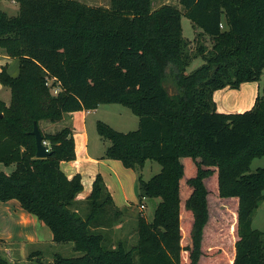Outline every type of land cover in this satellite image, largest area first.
I'll return each instance as SVG.
<instances>
[{"label":"trees","instance_id":"16d2710c","mask_svg":"<svg viewBox=\"0 0 264 264\" xmlns=\"http://www.w3.org/2000/svg\"><path fill=\"white\" fill-rule=\"evenodd\" d=\"M13 1L16 16L0 11V49L18 66L16 76L0 71L11 95L9 105L0 101V164L14 166L0 171V202L17 201L50 230L53 243L71 245L75 256L54 254L52 263L264 264V231L252 228L264 202V169L250 171L251 162L264 157V85L242 113H219L213 101L217 90L260 81L264 0H179L184 13L167 4L153 10V0H110L108 8L76 0ZM182 15L200 30L197 37L211 40L209 50L188 51ZM197 57L203 64L186 74ZM108 104L129 109L138 128L120 133L97 122V133L109 141L104 158L132 170L147 161L160 166L146 181L137 177L139 206L145 198L160 201L151 221L138 216L131 248L120 241L106 245L104 231L122 211L101 175L80 213L82 176L61 169L76 159L71 128L44 133L39 127ZM34 123L49 150L42 159L35 157ZM213 202L219 225L232 213V234L216 232L206 247ZM4 244L0 239V264H9Z\"/></svg>","mask_w":264,"mask_h":264},{"label":"crops","instance_id":"0c3cea01","mask_svg":"<svg viewBox=\"0 0 264 264\" xmlns=\"http://www.w3.org/2000/svg\"><path fill=\"white\" fill-rule=\"evenodd\" d=\"M0 58L4 60V64L10 69L12 59L7 57L1 49ZM5 65L0 63V67ZM9 73L11 76H16L18 74V66L16 70L10 69ZM6 89L9 91L8 88ZM261 89L262 84L259 81L243 83L235 90L229 88L217 90L213 94L216 111L219 113H242L248 111L252 108L255 98L261 92ZM3 102L6 105L10 103V101ZM93 111L96 112L97 109ZM88 112L81 111L66 114L61 121L56 123L42 121L39 123V127L44 133H55L65 127H69L73 131L76 159L72 162L61 163V169L68 177H72L77 173L82 176L83 192L77 196L79 203H82L81 201L88 196L92 181L99 174L112 198L114 206L122 212L128 211L134 208V204L136 203L135 193L138 173L136 170L123 167L118 160L104 158L107 148L105 143H103L102 148H99L98 151H93L90 148L89 134L85 124V114ZM143 206L145 208V205ZM123 224L125 222H120V224H116L104 232L110 237L115 233L120 238H124L125 235L119 232V229L123 228ZM0 239L5 242L1 250L3 254H6L9 264L14 260L18 262L28 261V256L32 252H28L31 250V247L27 251L28 247H25L26 243L33 246H42L35 247L36 250H34V252L37 251L40 254L44 252V246H50L48 248L51 249L53 254L50 258L45 255L47 259L46 263H52L53 255H62L63 250L69 249V253L73 254L70 244L57 245L53 243L50 230L41 224L35 216L21 209L19 203L15 200L0 202Z\"/></svg>","mask_w":264,"mask_h":264},{"label":"rangeland","instance_id":"374dc122","mask_svg":"<svg viewBox=\"0 0 264 264\" xmlns=\"http://www.w3.org/2000/svg\"><path fill=\"white\" fill-rule=\"evenodd\" d=\"M79 1L85 5L93 6V7H102V8H108L110 6V0H76ZM167 4L171 6H176L177 9L184 13L183 8L179 4V0H153L152 2V9H158L162 5ZM0 11L5 12L8 16H16L18 14V4L13 2L12 0H0ZM181 27H182V36L188 43V51L191 54H196L197 47L199 45H203L205 50H209L212 46V42L208 37H197V35L200 34V30L193 26V24L190 22V20L185 17L184 15L181 16ZM0 63H3L5 65L4 60L0 58ZM203 64V60L200 57H197L192 60L189 67L186 69V74L191 73L198 67H200ZM2 68H6L7 73L10 75L9 70H16L17 69V61L12 59V64L9 67L2 66L0 67V71ZM260 82L262 86L264 85V69L262 71ZM166 88L169 92L172 93L173 88L166 84ZM58 90L56 88H53L52 91L55 93V91ZM7 92V93H6ZM0 100L2 101H10L11 95H9V91L0 84ZM97 111L94 112L93 110H89L87 114H85V124L87 127V131L89 134V146L92 148L93 151H98L99 148H102L103 143L106 144V147L109 146V141L101 138L99 134L97 133L96 129V123L102 122L109 127H111L113 130L120 132V133H128L135 131L138 128V118L134 116L129 109L126 107H123L118 104H108V105H99L97 108ZM263 168L264 169V157L256 158L251 162L250 165V171L253 172L256 169ZM14 169V166L4 167L0 164V171L10 173ZM160 171V166L153 161H147L142 169L136 170L138 175H141L143 180L150 179L153 175L157 174ZM208 183V182H207ZM206 183V185H207ZM208 186V185H207ZM209 189L212 191V194L210 195L213 201H217L215 198V191H214V183L211 185L209 184ZM136 197L134 204V208L129 209L128 211H123L121 214L122 216L117 219L118 222L115 220V223H112V226H115L116 224H120V222H125L123 224V228L121 227L119 229V232L121 234H124V238H120V236H117L115 233L110 236H108L109 239H107L106 245L112 246L113 244L116 245L119 241L122 242L126 248H131L136 244L137 241V228H136V222L139 215H142L147 221H151L154 215V211L156 209L157 204L159 203V199H149L145 198L141 201V204L145 205L144 209L139 210V199H138V190L136 187ZM218 203H211V220L209 221V224L207 225V229L204 236V245L207 247V245H211L214 240V233L219 232V237H223V235H231L232 234V213L229 212V214L226 216L227 221L223 224L219 225V222L216 220V212ZM78 208L80 210V213L83 215V213L87 209V203L82 202L79 203ZM227 208H229L227 206ZM253 223L252 228L254 230L264 231V202H262L258 209L255 211L252 217ZM109 231V230H108ZM10 247H13L9 245ZM25 247L27 248V251L29 250V247H31L30 251L28 252H34L35 247H42L38 245H29V243L25 244ZM45 250L40 254V257H30L27 262H18L17 260H14L10 262V264H40L46 263L45 255H47L49 258L52 257V251L48 247L50 246H44ZM59 247V246H58ZM27 252V253H28ZM62 255L65 257H72L75 256V253H69V249L63 250ZM29 255V254H28ZM6 257V254H4ZM29 257V256H28ZM7 259V258H6ZM10 259V258H9ZM15 259V258H14ZM14 262V263H13ZM209 262V261H207Z\"/></svg>","mask_w":264,"mask_h":264},{"label":"water","instance_id":"95a60500","mask_svg":"<svg viewBox=\"0 0 264 264\" xmlns=\"http://www.w3.org/2000/svg\"><path fill=\"white\" fill-rule=\"evenodd\" d=\"M32 134L35 137V144H36L35 157L39 159L45 158L49 154L48 146L44 144L43 137L41 136L36 123H34ZM47 264H53V263H47Z\"/></svg>","mask_w":264,"mask_h":264},{"label":"built area","instance_id":"2783aa9c","mask_svg":"<svg viewBox=\"0 0 264 264\" xmlns=\"http://www.w3.org/2000/svg\"><path fill=\"white\" fill-rule=\"evenodd\" d=\"M12 1H13V0H12ZM13 2H14V1H13ZM56 89H57V88H56ZM57 91H58V90H56V91H55V94L57 93ZM44 144L46 145V143H45V142H44ZM143 208H144V206H143V205H141V206H140V209H143Z\"/></svg>","mask_w":264,"mask_h":264}]
</instances>
